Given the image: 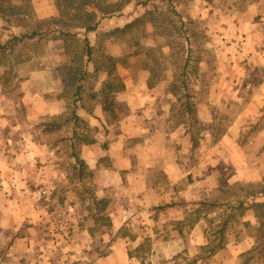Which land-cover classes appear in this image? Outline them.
<instances>
[{"label": "rangeland", "instance_id": "374dc122", "mask_svg": "<svg viewBox=\"0 0 264 264\" xmlns=\"http://www.w3.org/2000/svg\"><path fill=\"white\" fill-rule=\"evenodd\" d=\"M82 1L0 0V264H264V0Z\"/></svg>", "mask_w": 264, "mask_h": 264}, {"label": "trees", "instance_id": "16d2710c", "mask_svg": "<svg viewBox=\"0 0 264 264\" xmlns=\"http://www.w3.org/2000/svg\"><path fill=\"white\" fill-rule=\"evenodd\" d=\"M75 1H80L81 4H80L79 8L82 9V8L85 7V4H84L85 2L84 1H82V0H75ZM82 3L84 5H82ZM105 14H106L105 12H102L101 11V15H105ZM97 19L99 20V18H97ZM98 20H96V22H94L92 25L85 26L84 27L85 31L86 32H94V31H96V28H97V25H98ZM36 34H38V32L37 31H33L30 34H23L21 36H13L12 38H10V40H7L4 44H0V52L3 53V51L7 47L12 48L13 47L12 42L13 43L14 42H22L24 39H26V38H32ZM61 34H63V35H69L68 33L66 34L64 32H61ZM91 50H92V48H91V46H89L87 39H84V54H85V56H86V58H87L88 61L90 59ZM84 74H85V72L83 71V73L81 74L80 79L82 78V75H84ZM80 88H81V86H77L76 94L79 92ZM184 109H185V112L187 113V115L190 116V117H192V106H191V104L188 101L185 102ZM73 118H74V121L76 123L79 121V117L78 116H75L74 115ZM74 136L77 137V134L75 133ZM73 157L77 159V157H76L75 154H74ZM78 164H80V169H82L83 167H82L81 162H78ZM263 206H264V204H263ZM166 207H169V206L168 205H165L163 207H160V209H163V208H166ZM262 216H263V219H264V212H263ZM224 230H225V224L221 227L219 233L222 234ZM255 234H256L255 235L256 246L253 247L251 250H255L257 248H260V250L264 249V224H263V222L260 223L259 227L256 229V233ZM219 249H221V245L220 244H218L217 246H215V248L213 247L211 249V252L217 251Z\"/></svg>", "mask_w": 264, "mask_h": 264}, {"label": "crops", "instance_id": "0c3cea01", "mask_svg": "<svg viewBox=\"0 0 264 264\" xmlns=\"http://www.w3.org/2000/svg\"><path fill=\"white\" fill-rule=\"evenodd\" d=\"M98 151H99V147L98 146H95V145H83L81 150H80L81 158L84 159L85 163H87L88 159H89L88 156H87V152H88V154L90 155V158L97 159L99 157L98 153H97ZM94 163H96V161ZM94 168L96 169V173H99L100 166L97 167L95 165ZM105 173H107L108 177H111V175L109 174L108 171H105Z\"/></svg>", "mask_w": 264, "mask_h": 264}]
</instances>
